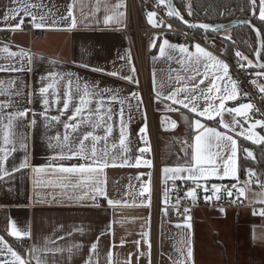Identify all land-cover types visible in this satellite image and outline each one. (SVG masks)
<instances>
[{
    "label": "crops",
    "instance_id": "crops-1",
    "mask_svg": "<svg viewBox=\"0 0 264 264\" xmlns=\"http://www.w3.org/2000/svg\"><path fill=\"white\" fill-rule=\"evenodd\" d=\"M23 4L37 5L31 7L30 11L43 15L47 26L40 29L33 27L31 16L24 15L22 11L16 20L4 19L9 10L21 8ZM117 4L124 6L117 8ZM69 10L75 19V27L70 26L72 18L68 17ZM106 17L112 19L106 22ZM20 19L24 20L22 28L10 27ZM27 25L36 33L29 34ZM126 27L127 0H21V3L0 0V68L10 69L0 71V104L4 105L0 109V148L7 150L4 167L9 171L19 168L25 155L28 159V167L0 179V237L28 261L30 255L26 245L31 244L33 264H37V260L40 264H85L90 256L92 264H264V220L251 210H200L193 216L176 220L173 212L164 208L172 184L194 181L187 178V172L165 174L163 169L188 167L190 164L195 167L192 158L194 148L190 146L198 133L194 124L190 126L188 122L195 118V113L180 104H172L170 100L158 102L155 94L160 91L165 96L181 85L190 88L200 79L195 69L203 73L205 61L201 58L197 62L195 56L163 45V39L170 44L182 45L176 37L152 34L148 60L150 95L146 98L130 39L125 33ZM225 35L229 36V32ZM209 40L215 44L219 55L212 53L225 61L224 43L215 41L214 37ZM153 44L156 46L153 47ZM194 45L184 46L194 53ZM5 46L9 52L3 51ZM160 47H165L164 56L159 53ZM21 52L26 55H20ZM133 65L134 72L131 70ZM94 68L104 71H92ZM112 71H118L121 76L132 75L139 83L106 74ZM214 72V69H209V78ZM230 73L232 79L238 81L231 70ZM69 80L72 82V100L68 110L64 111ZM49 83L53 84V88L46 94L49 106L45 111V96L39 94V89ZM84 83L89 86L98 84L101 90L113 89L124 101L125 120L128 121L131 116L125 127L127 136L124 145L119 143L122 105L119 100L110 101V93H104V107L98 111L101 97H85L91 102L85 105L75 121L70 120L75 110L73 105L79 106L80 97L84 95ZM216 83L223 87L222 82ZM206 85L207 79L198 86L196 94L199 95V89H205ZM239 85L246 90L240 82ZM133 92L142 100L139 107L138 100L131 96ZM212 95L214 97L215 93ZM57 96L60 103H56ZM197 103L201 108L206 106L202 98ZM215 103L218 104V101ZM241 103H251L248 95L241 94L238 101H227L226 107H238ZM167 104H172L177 110H166ZM108 107L112 110L111 120H108ZM25 110V117L16 115ZM145 112L147 144L141 139L143 134L139 131L145 123ZM9 114L14 117L10 135L12 143L5 145L3 125L8 122ZM45 115L48 119H45ZM54 116L59 117V123L51 120ZM233 116L223 113L225 122H231ZM165 118L175 121V127L166 123ZM200 119L208 127L223 130L216 123L219 117L213 121H207L204 117ZM235 119L241 121L246 131L253 122L246 117L236 116ZM33 120L35 124H32ZM73 122L80 125L78 133L70 134L69 143L73 148L77 147L74 142L76 137L85 131L104 136L106 122L112 126V134L106 141L97 143L98 155L106 151V159L115 157L117 164L125 157L129 164L136 159L151 160L152 167L143 163L139 167L110 166L95 176L60 173L58 165L71 166L77 160H53L60 148L55 147L56 141L51 138L57 134L62 136L63 124ZM251 131L264 136L260 127ZM239 132L237 128L235 133H230L239 145L236 178L211 176L199 178L196 182H220L241 176L240 160L244 149L241 142L248 146L245 148L253 150L264 147V144H254ZM22 142L27 144V149ZM50 143L53 147L49 146ZM85 144L91 147L90 142L86 141ZM13 146L15 151H10ZM142 148L146 149L143 153L139 151ZM79 162L83 163L82 160ZM37 167L44 170L37 172ZM253 170L257 172L256 168ZM101 182L107 199L119 203L109 205L105 197L93 192V185H100ZM156 182L160 188L158 207L154 195ZM146 197L150 198V207ZM260 198V195L253 194L251 200L256 202ZM13 222L19 232L27 231L30 236H11L9 233ZM98 237L99 242L93 253L90 251L91 245L97 242ZM189 248L192 249L191 257L187 256ZM0 261L8 264L14 261L4 244H0Z\"/></svg>",
    "mask_w": 264,
    "mask_h": 264
},
{
    "label": "snow or ice",
    "instance_id": "snow-or-ice-1",
    "mask_svg": "<svg viewBox=\"0 0 264 264\" xmlns=\"http://www.w3.org/2000/svg\"><path fill=\"white\" fill-rule=\"evenodd\" d=\"M17 3H21V0H15ZM158 4L163 5L165 4V0H158ZM252 5V11L255 15L257 10V0H251ZM37 5L32 4H23L21 8L18 9H11L9 10V14H6L4 19H12L16 20V17L20 15L21 11L24 15L31 16V21L33 27L40 29L44 28L47 25L45 24V17L43 15L34 14L30 11L31 7H36ZM123 4H117L116 7L120 8L123 7ZM168 14L170 16L178 18L180 21H182L184 24H187L189 28H195L197 27L196 24H193L189 21L184 20L183 15L180 14L178 10L175 9L174 5L171 3H168ZM258 13H259V19L262 23H264V0H259V6H258ZM188 15H192L191 6L188 5ZM120 15H123L122 13ZM148 19L150 23H153L154 27L159 26H166L171 27V25H163L162 22L154 23L153 17L156 16L155 12H149ZM68 17L71 19V27H75V19L72 16L71 10L68 12ZM112 18L106 17V22H109ZM24 24V20L20 19L18 20L14 25H11L10 27L20 29L22 28ZM199 28L207 31L211 29L212 31H217L216 28H214L212 25L209 24H200L198 26ZM254 27V26H253ZM254 31L256 36L259 38V49L254 51V57L257 61L256 64H254L253 60H249L247 56H245L242 52L236 51L235 56L238 58V67L241 69H247L252 67H259L261 71L255 72L254 75L257 78L264 77V62H260L261 60H264V33L261 32L260 29L254 27ZM154 39H156L154 37ZM225 39L231 40V37H226ZM163 45L167 46L169 49H176L178 48L180 52L187 53L188 56H195L196 61L199 62L201 58H204L203 68L204 72L201 73L200 70L197 68L195 69L196 74L200 76V79L192 84V86L189 88L187 86L181 85L180 87H177L176 89L170 91L167 95L162 96L160 91H156V99L158 102H164V101H172V104H180L183 106L184 109H188L191 113H195L196 116L193 120L188 121L189 125L192 126L194 124V128L197 131L198 134L194 136V143L190 147L194 148V156L192 157L195 163V167H193L191 164L188 167H176L174 169L170 168H164L163 172L165 174L169 172H174L176 174H181L184 172L189 173L188 179L193 180L196 182L199 178H207L211 176H217L221 179L225 177H233L236 178L237 174V154H238V148L239 145L237 143V139L234 138V136L230 133H235L237 131V128L240 129L239 135L243 136L246 140L252 141L254 144H264V136H261L255 132H252L251 129H255L256 127H260L264 129V120L260 121H253L249 130H244L243 125L241 124L240 120L235 119L236 116L239 117H246L248 116L249 112L255 109V105L252 103H241L239 106H233V107H226L227 101H238L240 98V95L243 94L244 96H247L248 93L246 90L242 89L239 85V82L232 79V75L230 73L229 65L224 61L219 59L216 55H214L211 51H207L205 48L201 47L200 44H195V52L190 53L189 49L185 47L184 45H174L170 44V42L167 39H163ZM156 45L153 44V47ZM4 52H9V49L7 46L3 48ZM159 53L161 56L165 55V47L159 48ZM10 55H16V53H9ZM20 55H26V53L21 52ZM87 67V65H85ZM214 69L215 72L209 78L208 71L209 69ZM10 69H4L0 68V71H8ZM131 70L134 72L135 68L134 65L131 66ZM92 71H99L103 72L104 69L101 68H94ZM107 75L119 77L123 80H126L130 83H136L138 84L139 81L132 75H123L121 76L118 71H112L109 73H106ZM225 78H227V81L225 82ZM208 80V85H206L205 89H199V95H197V89L200 84H204V80ZM193 80L195 81V77H193ZM217 81H220L223 83V87L218 86L216 83ZM252 84L256 85L258 87L259 92L264 93V85L257 84V80L250 81ZM71 80L68 81L69 84V92L67 95L66 101L63 103V110L67 111L69 108V104L72 100V94H71ZM53 88V84L49 83L45 87H41L39 89V94L41 96H45L43 99V104L45 106V111H47V108L49 106V99L46 97V94L49 93V89ZM84 95L80 97L79 100V106L73 105L74 107V113L70 115V120L75 121L76 117L79 116L85 108V105L89 104L91 101L88 99H85V97L88 96H99L101 97L99 101V106L97 108V111L99 108L104 107V100L103 95L105 92L110 93L109 100L110 101H117L119 100L121 106L120 109V139L119 143L120 145L125 144V138L127 136V132L125 131L126 123L131 120V116L129 115L128 121L124 118V109L123 104L124 101L119 99V94L115 92L113 89H99L98 84H93L92 86H89L87 83H84ZM213 93H215V96L213 97ZM183 94V95H182ZM131 96L133 98H136L138 100V105L142 103V100L139 98L138 94L133 92L131 93ZM204 99L206 102V106L201 108L197 101L199 99ZM215 101H218V104L215 103ZM56 103H60L59 96H57ZM172 104H167L166 110L169 111H176ZM4 107L3 104H0V109ZM129 107H131L129 105ZM256 111H259L258 109H255ZM108 113V120H111V108L108 107L106 109ZM227 112L230 115L234 114L233 119L231 122H225L223 119V113ZM19 117H25L27 115V110L20 111L16 114ZM200 117L206 118L207 121H213L216 119V117H219V120H216V123L220 126H222L223 130H218L217 127H208L206 123H202ZM12 114H9L8 116V122L3 125L4 131H3V142L5 145H9L12 143L10 140L11 129H12V121H13ZM45 119H48V117L45 115ZM144 119L145 123L144 126L139 130L140 133L143 135L141 136V139L144 140L145 144L148 143L146 137H147V116L146 112L144 113ZM187 120V116L185 117ZM51 120L54 122L59 123V117L54 116L51 117ZM101 120L103 121V117H101ZM166 123H171L173 127H175V121H168L167 118H165ZM36 121L33 120L32 124H35ZM97 127L99 125H96ZM64 133L61 136L60 134L55 135L51 139H54L56 141L55 147H59L60 151L59 153L54 156L53 160H72L76 159L77 163L73 164L71 166H65L64 164H60L57 166V169L60 173H69V174H88L89 176H95L103 172L105 168L108 167H117V166H132V167H139L143 163V165L151 168L152 162L151 160H143L136 159L131 164H129L127 157L121 160L119 164L115 162V157H112L111 159H106L107 152L101 151V153L98 155L97 150V143L100 141H106L108 136L112 134V126L108 125L105 122V135L104 136H97L94 135L92 131H85L83 133H80L79 136L76 137L75 143L77 145L76 148H73L70 141V134L71 133H78L80 130V125L78 123H64ZM70 130V131H69ZM88 141L91 144V147H87L85 142ZM23 143V142H22ZM50 147H53V145L50 143ZM23 147L27 149V144L23 143ZM115 147V145H113ZM10 151H15V147L13 146ZM141 153L145 152L146 149H139ZM244 154L247 157H251L255 159V156L252 151H250L247 148L243 149ZM0 179H4L6 176H10L12 172L19 171L22 168L28 167V159L27 155H25L24 160L19 165V168L12 169V171H9L7 168L4 167V163L7 160V150L4 148H0ZM83 161V163H80L79 161ZM52 165H49L51 167ZM44 169L42 167H37L36 171L41 172ZM255 173H253L251 170H249V176H254ZM261 187H264V183L259 182ZM247 183V182H246ZM103 182H101L100 185H93V192L98 193L99 195L105 197L107 200V203L109 205H113L116 203H119L117 201H113L110 199H107V193L103 186H101ZM199 186V185H198ZM232 187H235L233 185ZM213 190L216 192L220 191V188L218 186H213ZM145 191H148V189H145ZM205 191L207 189L205 188ZM224 191L226 192L227 196L233 197V192L228 188L225 187ZM187 196L192 197L193 201L196 199V192L195 190H190L187 193ZM165 197H167V193H165ZM241 197L246 198V189L245 187H239L236 190L235 193V201H240ZM93 199H95V196H93ZM148 199V206L150 207L151 201L150 198ZM206 201L211 199L210 197H205ZM216 199H219V196L216 197ZM242 202V201H240ZM261 204H264V193L261 194V199L258 201ZM188 210L185 209V212ZM223 211V209H221ZM260 215H264V209H261ZM179 227V225H178ZM190 227V225H189ZM82 231V229H81ZM13 237H21V236H30V233L27 231L21 233L17 230L16 224L13 222L11 224V231L9 233ZM145 236L148 235V233H144ZM99 242V237L97 238V242L93 243L91 245V252H95L97 248V244ZM0 244H4L6 250L11 253V255L14 257L13 264H30V261L26 260L24 257H22L20 254L15 252L11 246L7 245V242L4 241L3 237H0ZM151 247V244L149 242V249ZM187 256H192V249L189 248L187 252ZM109 259L111 260V255H109ZM0 264H8L6 261H0ZM37 264H40V261L37 260ZM85 264H92V257L90 256L88 260L85 261Z\"/></svg>",
    "mask_w": 264,
    "mask_h": 264
},
{
    "label": "built area",
    "instance_id": "built-area-1",
    "mask_svg": "<svg viewBox=\"0 0 264 264\" xmlns=\"http://www.w3.org/2000/svg\"><path fill=\"white\" fill-rule=\"evenodd\" d=\"M127 0V27L125 33L130 39L131 49L135 65L139 71L141 87L143 95L148 98L150 95L149 90V76H148V60L150 53V35H172L176 37L179 44H200L201 47L218 54L216 46L211 42L208 36L196 35L193 29H182L174 22V17L168 14L167 3L158 4V0ZM155 12L156 16L153 17L154 23L162 22L163 25H171V27L159 26L154 27L148 19V13ZM29 34H35V30L29 25L26 28ZM221 55V54H220ZM226 63L233 75L238 79L240 84L246 89L250 102L255 105V109L249 112L248 120L260 121L264 120V94L259 92L258 87L250 81L256 80L254 75L255 70L251 68L241 69L238 67V58L234 55L231 59L224 57ZM264 130V129H262ZM254 176H249V173L241 175L238 179L227 181H205V182H189V183H174L171 185L168 192V199L164 208L173 212L176 220H183L187 217L193 216L197 211L208 209H247L251 210L256 216L264 220V215H260L261 209H264V204L258 201L253 202L252 195L258 194L261 196L264 193V187L260 186L259 182L264 183V176L261 177L257 172ZM247 182V183H246ZM199 185V186H198ZM220 188L219 192L213 190V186ZM235 185V187H232ZM228 187L233 192V197L227 196L224 191ZM239 187H245L246 198L241 197L240 201H235V193ZM205 188L207 191H205ZM195 190L196 199L193 201L192 197L187 196L190 190ZM157 207L159 206L160 188L156 182L154 191ZM219 196V199L216 197ZM205 197H210L207 200ZM261 199V198H260ZM156 206V205H155ZM185 209L188 211L185 212ZM29 250L30 264L32 262L31 244L26 245Z\"/></svg>",
    "mask_w": 264,
    "mask_h": 264
},
{
    "label": "trees",
    "instance_id": "trees-1",
    "mask_svg": "<svg viewBox=\"0 0 264 264\" xmlns=\"http://www.w3.org/2000/svg\"><path fill=\"white\" fill-rule=\"evenodd\" d=\"M145 3L144 0H141ZM176 6L184 18L193 22H205V23H222L235 19H249L251 20L262 33H264V23H262L258 17V6L255 15L252 11L251 0H175ZM188 5L191 6L192 15H188ZM176 25L182 29H188L179 21L174 19ZM196 35H205L209 38H220L225 45L223 54L224 57L231 59L236 51L242 52L249 60H253L255 63L254 51L257 50L258 41L255 32L249 27H238L229 32L231 40H227L221 37L220 33H210L199 29H193ZM225 35V33H224ZM255 71H261L257 67H252ZM263 134H264V130ZM241 147H248L244 142H241ZM264 147L255 148L254 152L257 161L246 157L244 152L241 153L240 160V175L247 173L249 168H256L257 173L261 177L264 176Z\"/></svg>",
    "mask_w": 264,
    "mask_h": 264
},
{
    "label": "water",
    "instance_id": "water-1",
    "mask_svg": "<svg viewBox=\"0 0 264 264\" xmlns=\"http://www.w3.org/2000/svg\"><path fill=\"white\" fill-rule=\"evenodd\" d=\"M166 3H171L172 5H174L175 9L178 10L177 6H176V3H175V0H166ZM179 11V10H178ZM180 12V11H179ZM181 14V13H180ZM182 15V14H181ZM174 19H176L177 21H179L181 24H183L186 28H189L187 24H184L182 21H180L178 18L174 17ZM184 20L186 21H189L193 24H196L197 27L195 28H189V29H199V30H202V31H205L201 28H199L198 26L200 24H209V25H212L214 28L217 29V31H212L211 29L205 31V32H210V33H220L221 34V37L222 38H226L228 37L227 35H224V33H228L238 27H249L251 28L253 31H254V27L255 28H258L251 20L249 19H243V18H240V19H235V20H230V21H227V22H222V23H216V24H212V23H205V22H193L191 20H188L186 18H184ZM254 26V27H253ZM255 32V31H254ZM257 37V36H256ZM257 41H258V47L257 49H259V38L257 37ZM260 62H264V60H261ZM255 63H257L256 59H255ZM250 151L253 152L254 156H255V159L251 158V157H248L250 159H252V161L256 162L257 161V158H256V155H255V152L253 149H249ZM249 170H251L252 172L254 171L253 168H250ZM248 170V172H249Z\"/></svg>",
    "mask_w": 264,
    "mask_h": 264
},
{
    "label": "rangeland",
    "instance_id": "rangeland-1",
    "mask_svg": "<svg viewBox=\"0 0 264 264\" xmlns=\"http://www.w3.org/2000/svg\"><path fill=\"white\" fill-rule=\"evenodd\" d=\"M151 36H152V34L150 35V40H151ZM215 41L220 42V43H223V40H221L220 38H215ZM256 80H257V84L264 85V78H261L260 77V78H257ZM262 151L264 152V149H262Z\"/></svg>",
    "mask_w": 264,
    "mask_h": 264
}]
</instances>
